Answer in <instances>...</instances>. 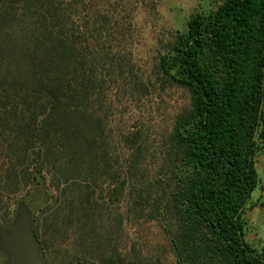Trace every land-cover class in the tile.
Returning <instances> with one entry per match:
<instances>
[{
	"label": "trees",
	"instance_id": "obj_1",
	"mask_svg": "<svg viewBox=\"0 0 264 264\" xmlns=\"http://www.w3.org/2000/svg\"><path fill=\"white\" fill-rule=\"evenodd\" d=\"M83 1L0 0V200L29 188L18 202L42 246L38 221L53 230L77 223L84 264H146L91 256L103 183L107 202L128 193L131 210L162 224L178 264H264L244 217L264 145V0H206L166 43L156 73L188 103L150 182L139 132L121 137L127 155L111 149L107 77L125 63L106 49L107 12ZM125 71L131 77L132 66Z\"/></svg>",
	"mask_w": 264,
	"mask_h": 264
},
{
	"label": "rangeland",
	"instance_id": "obj_2",
	"mask_svg": "<svg viewBox=\"0 0 264 264\" xmlns=\"http://www.w3.org/2000/svg\"><path fill=\"white\" fill-rule=\"evenodd\" d=\"M88 1L84 0L83 5H88ZM93 3L104 13L107 12L109 41L106 49L114 56V61L125 63L121 67L123 73L119 74L118 69L107 77L108 128L113 137L111 149L127 155L121 137L139 132L145 162L149 165V170H152V173H145L144 181L150 182L158 177L153 172L162 157L174 117L188 103V92L162 82L155 66L166 43L178 29L184 28L188 17L197 10L200 3H206V0H95ZM131 66L133 73L130 77L125 70ZM130 79L145 83L148 86L147 91L132 88L129 83L123 84ZM101 188L105 198L102 213L97 218V234L101 242L98 244L94 241L88 247L96 250L91 254L96 261L102 256L119 255L125 259L137 257L146 264H178L159 221L151 219L148 212L140 215L131 210L127 202L128 193L118 206L112 205L107 202L106 193L110 190L107 183H103ZM28 189L27 187L3 195L0 200V222L14 216L18 201ZM68 197L71 199L70 195ZM54 200L46 214L57 204ZM250 200L251 203L255 201V190ZM252 208H248L245 214ZM245 214L249 224L246 240L254 246L264 244L263 240L255 238V225ZM44 223L40 220L37 226L40 238L46 239L43 246L45 259L50 264H84L83 260L76 258L83 252V244L77 242L80 238L77 223L63 222L54 230ZM0 264H4L1 256Z\"/></svg>",
	"mask_w": 264,
	"mask_h": 264
},
{
	"label": "water",
	"instance_id": "obj_3",
	"mask_svg": "<svg viewBox=\"0 0 264 264\" xmlns=\"http://www.w3.org/2000/svg\"><path fill=\"white\" fill-rule=\"evenodd\" d=\"M33 226L31 210L20 201L10 225L0 227V252L6 257L5 264H47Z\"/></svg>",
	"mask_w": 264,
	"mask_h": 264
},
{
	"label": "crops",
	"instance_id": "obj_4",
	"mask_svg": "<svg viewBox=\"0 0 264 264\" xmlns=\"http://www.w3.org/2000/svg\"><path fill=\"white\" fill-rule=\"evenodd\" d=\"M255 168L260 178V185L255 189V205L245 216L255 225V238L264 241V145L255 157Z\"/></svg>",
	"mask_w": 264,
	"mask_h": 264
},
{
	"label": "flooded vegetation",
	"instance_id": "obj_5",
	"mask_svg": "<svg viewBox=\"0 0 264 264\" xmlns=\"http://www.w3.org/2000/svg\"><path fill=\"white\" fill-rule=\"evenodd\" d=\"M38 239V238H37ZM39 240V239H38ZM39 244H40V249H41V256L43 257V259L47 262V264H50L46 259H45V256H44V253H43V246L41 245L40 243V240H39ZM4 255V254H3ZM4 258V264H5V261H6V257L5 255L3 256ZM75 264H82L81 262H76Z\"/></svg>",
	"mask_w": 264,
	"mask_h": 264
}]
</instances>
